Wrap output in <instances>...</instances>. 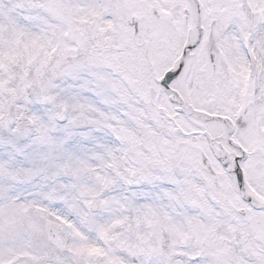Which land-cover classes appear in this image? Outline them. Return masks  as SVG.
<instances>
[{"label":"snow or ice","instance_id":"6c2138e0","mask_svg":"<svg viewBox=\"0 0 264 264\" xmlns=\"http://www.w3.org/2000/svg\"><path fill=\"white\" fill-rule=\"evenodd\" d=\"M0 264H264V0H0Z\"/></svg>","mask_w":264,"mask_h":264}]
</instances>
